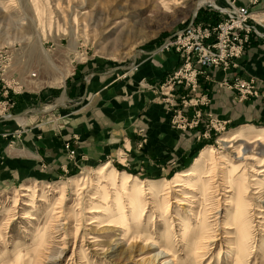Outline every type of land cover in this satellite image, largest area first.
<instances>
[{"label": "rangeland", "instance_id": "1", "mask_svg": "<svg viewBox=\"0 0 264 264\" xmlns=\"http://www.w3.org/2000/svg\"><path fill=\"white\" fill-rule=\"evenodd\" d=\"M199 1L0 0V122L14 117L17 100L38 96L37 102L24 105L29 108L26 113L40 114L35 110L58 105L40 114L49 123L47 117H53L63 100L65 104L77 100L81 84H87L92 72L133 67L142 52H176L165 44L189 22L207 28L226 19L218 8H229V0H206L197 6ZM256 2L234 0L233 5L244 7L247 22L264 34V19L251 17L250 6ZM212 41L214 36L205 40ZM252 41L264 47V36L250 34L241 55ZM176 53L179 65L152 89L165 105L170 126L179 131V154L186 152L187 139L194 138L188 155L180 160L173 149L160 169L150 170L130 155L142 151L145 139H135L133 146L123 140L105 160L94 163L78 156L65 141L66 169L0 184V264H264V177L254 175L250 161L243 165L235 158L239 146L264 149L263 140L252 145L237 135L246 125L264 128V123L233 125L219 118L209 110L210 99L201 91L199 79H212L209 69L229 72V80L224 74L215 84L235 92L237 101L253 97L264 102V93L257 87V78H243L236 71L241 55L235 66L226 69H202L193 61L194 69L203 70L197 74L194 90L184 83L170 85L183 63L182 52ZM46 54L65 73L63 82L56 81ZM236 80L250 83L251 93L242 92ZM54 117L50 123L58 115ZM6 129L0 137L12 145L19 131ZM235 134L233 142L219 141ZM208 148L209 163L200 178L189 176L173 186L176 176L192 168ZM253 153L264 160V152ZM103 164L108 169L102 170ZM251 164L257 171L264 166ZM79 177L83 181L76 188L72 179ZM242 182L245 203L239 201ZM138 188L142 190L133 203L130 194ZM231 203L245 204L248 212L241 222L247 239L240 240L242 254L236 260L230 245L236 242L237 230L224 228L236 222L230 219Z\"/></svg>", "mask_w": 264, "mask_h": 264}, {"label": "crops", "instance_id": "2", "mask_svg": "<svg viewBox=\"0 0 264 264\" xmlns=\"http://www.w3.org/2000/svg\"><path fill=\"white\" fill-rule=\"evenodd\" d=\"M259 10L264 11V0L250 6L251 17L264 19ZM142 53L133 67L119 65L92 72L87 84H81L77 100L67 104L60 100L64 105L53 111V117H47L49 123H44L43 115L26 113L29 108L24 105L37 102L38 96L17 100L14 117L0 122V131L6 127L19 131L12 145L0 137V184L66 169L69 164L63 143L68 140L76 154L91 163L105 160L123 140L133 146L137 138L146 143L140 153L133 150L130 155L150 170L160 169L173 149L179 154V131L170 126L165 105L152 88L177 68L180 59L173 50ZM237 62L238 74L257 78V87L264 93V47L252 41ZM209 73L212 79L199 81L201 91L210 99V111L233 125L264 123V102L253 97L237 101L235 92L215 84L224 74L229 80V72L209 69ZM55 115L57 120L50 123ZM190 139L184 143L186 152L179 154L180 160L195 146L194 138Z\"/></svg>", "mask_w": 264, "mask_h": 264}, {"label": "built area", "instance_id": "3", "mask_svg": "<svg viewBox=\"0 0 264 264\" xmlns=\"http://www.w3.org/2000/svg\"><path fill=\"white\" fill-rule=\"evenodd\" d=\"M234 0H229V8H218L226 13V19L214 26L201 27L189 22L184 30L177 33L165 46L181 53L183 63L171 76L170 85L183 84L194 90L197 74L203 73L204 68L226 69L235 66L234 60L239 57L245 44L249 41V35L264 36L257 27L247 22V10L244 7L234 6ZM209 36H214V41L205 42ZM167 48V47H166ZM203 67L199 71L194 69V64ZM236 86L246 93H251L250 83L236 80Z\"/></svg>", "mask_w": 264, "mask_h": 264}, {"label": "bare ground", "instance_id": "4", "mask_svg": "<svg viewBox=\"0 0 264 264\" xmlns=\"http://www.w3.org/2000/svg\"><path fill=\"white\" fill-rule=\"evenodd\" d=\"M206 0H200L198 3H197V6H199L200 4L204 3ZM196 9V7H195ZM46 58L48 59V55L46 54ZM48 66L51 67V69L54 71L55 73V79L57 82H63V79L65 77V73L63 71H61L60 69H58L56 66H54L50 60L48 59ZM239 130H236V132H238ZM237 134V133H236ZM232 135V137L229 139V138H226V137H221L219 139V141L221 143H227V142H233V139H235V137L237 135H241L242 137H244L246 139L245 143H251L252 145L255 144V143H258L259 141L263 140L264 141V128H254V127H250L247 125V128L244 129V130H240V132H238L237 135ZM249 135H252L251 137H249ZM242 144V143H241ZM230 146H233V144H231ZM256 146H252V147H248V146H239L237 148V151H236V159H241L242 160V163L243 165H246V163L248 161H250V164H249V167L251 169V171L254 173V175H262V177H264V166L259 169L258 171L257 170H254V167L251 163H254V165L256 166H260L261 164L264 163V160H261L257 157H255V154L256 153H253V151L257 150L259 153L261 152H264V149L263 150H258L255 148ZM236 148V147H235ZM264 148V146H263ZM206 151V152H205ZM201 153V156L200 158L195 162L194 166L186 171H183L181 173H179L176 178L173 180V186H178V185H181V181L187 179V177L189 176H194L196 175L197 178L199 179V175L202 173L201 170L202 168L209 163V158H207L206 156V153H208L209 151H211V149H207ZM245 163V164H244ZM239 166V165H238ZM242 168H244V166H241ZM102 170L104 169H108V164H103V166L101 167ZM101 170V171H102ZM233 170V169H232ZM114 171V170H113ZM113 171L109 172V173H113ZM108 173V174H109ZM115 173V171H114ZM119 174V173H118ZM122 176H125L124 174H121ZM253 175V176H254ZM108 176V175H107ZM127 176V175H126ZM125 176V177H126ZM106 177V176H105ZM111 177V174L110 176ZM185 178V179H183ZM238 179H240V181H243L244 177L242 175L238 176ZM237 179V180H238ZM110 180H114L112 178H110ZM253 181H255L256 179L255 178H252ZM83 181V178L81 179L80 177L79 178H73L72 179V185L75 186L76 188L79 187V185L82 183ZM228 181V180H227ZM115 182V181H114ZM111 183V182H110ZM109 183V185H111ZM227 183V182H226ZM260 184V183H259ZM138 186V185H137ZM262 187V186H261ZM103 189V188H102ZM140 188H138V190L134 191V193H132L133 191H131V202H135L137 200V197L140 193V191L142 190H139ZM78 190V189H77ZM150 190V189H149ZM232 190V186H230V189H228V191H231ZM245 186L243 185V182L241 184L238 185V191H239V201L243 202L242 200V195H241V192H244L245 193ZM253 193H257V191H254ZM129 195V194H128ZM129 195V196H130ZM229 197V196H228ZM117 202V200H116ZM246 202V201H245ZM243 202V203H245ZM118 203V202H117ZM245 204L243 205H236L235 203H231V206H232V213H231V216H230V219H233V220H236V222L234 223H226L224 228L226 229H234L235 231L237 230V234L234 236V238L236 239V242H232L231 243V248L234 249V257L233 259L235 258H238V257H241V254H242V250L240 249V246H241V242L240 240L242 241H245L247 239V233H246V227H245V224H242L241 222L246 219V212L245 211ZM58 215V214H57ZM230 215V214H229ZM259 217V216H258ZM229 219V220H230ZM202 235V234H201ZM39 237V235H38ZM42 237V236H41ZM202 237V236H201ZM199 238V237H198ZM200 239V238H199ZM44 240V239H43ZM202 241V240H201ZM234 241V240H233ZM42 243V241L40 242ZM197 243V242H196ZM195 243V244H196ZM42 246V245H41ZM196 246V245H194ZM38 247V246H37ZM197 249V248H196ZM236 260V259H235ZM247 264V263H246Z\"/></svg>", "mask_w": 264, "mask_h": 264}, {"label": "water", "instance_id": "5", "mask_svg": "<svg viewBox=\"0 0 264 264\" xmlns=\"http://www.w3.org/2000/svg\"><path fill=\"white\" fill-rule=\"evenodd\" d=\"M60 105H63V103H60ZM56 106H58V105H54L53 108H55ZM52 109H49V110H46V111H43V110H35V112L40 113V114H44V113L50 112Z\"/></svg>", "mask_w": 264, "mask_h": 264}]
</instances>
